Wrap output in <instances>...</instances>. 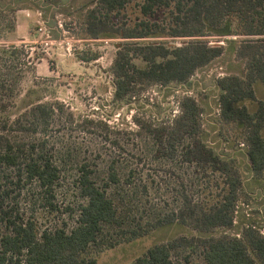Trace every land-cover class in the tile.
I'll list each match as a JSON object with an SVG mask.
<instances>
[{
  "label": "trees",
  "instance_id": "trees-1",
  "mask_svg": "<svg viewBox=\"0 0 264 264\" xmlns=\"http://www.w3.org/2000/svg\"><path fill=\"white\" fill-rule=\"evenodd\" d=\"M94 1L82 35L120 39L110 65L113 97L119 101L150 84H188L198 69L233 44L230 52L242 69L215 80L218 119L221 127L238 128L252 176L261 178L264 99L256 97L255 83L264 88V0H140L143 17L127 26L113 24L111 15L129 0ZM160 10L165 19H152ZM4 19L0 10V39L16 35L14 24ZM229 35L242 39L224 38ZM223 38L225 44L219 43ZM31 47L0 42V264H96L102 251L174 223L192 232L153 243L128 264H264V233L258 227L249 222L231 232L244 192L241 170L204 140L202 107L194 97L184 94L177 114L157 126L135 120L139 131L134 134L145 131L148 139L147 156L172 167L192 164L218 180L204 185L203 199L181 188L162 209L148 200L149 181H143L139 160L128 164L100 159L101 150L83 154L67 149L72 163L69 168L63 164V147L58 149L52 134L60 102L39 97L14 117L6 113L19 80L33 70L32 59L40 57H30ZM67 169L74 173L71 186L78 197L75 208H68L75 215L71 226L41 227L39 218L17 213L13 200L22 192L43 209L53 208V193ZM210 178L201 175L207 182ZM215 186L219 191L212 190Z\"/></svg>",
  "mask_w": 264,
  "mask_h": 264
},
{
  "label": "rangeland",
  "instance_id": "rangeland-1",
  "mask_svg": "<svg viewBox=\"0 0 264 264\" xmlns=\"http://www.w3.org/2000/svg\"><path fill=\"white\" fill-rule=\"evenodd\" d=\"M139 1L129 0L119 14L111 15L113 24L120 25L123 22L127 26L142 18ZM94 2L0 0L4 20L12 22L15 34L16 30L18 33L12 37L8 35L11 40L5 35V38L1 37L0 42L31 44L30 57L35 54L40 56L39 59H32L33 70L26 72L19 80L18 89L12 97V105L6 113L14 117L29 101L39 97L42 101L60 102L61 110L52 121V134L59 144L58 149L63 147L59 150L64 156L63 164L67 162L69 168L72 163L70 156H65L67 149L80 150L83 154L101 150L100 159L114 157L128 164L139 160L143 181H149L148 200L150 199V203L163 205L162 209H165L171 205L177 190L184 188L194 198L203 199L204 185L212 186L213 181L217 183L218 180L209 171L203 173L199 167L192 164L179 163L172 167L169 161L167 163L162 158L147 156L148 139L145 137V131H142L140 136L134 134L139 131L135 120L153 126L162 124L177 114L179 99L184 94H189L202 107L204 140L222 156L233 158L241 170L244 192L241 193L237 205L231 232L249 222L264 231V175L259 179L252 176L238 128L221 127L217 113L216 78L242 69L241 61L230 52L233 44H230L221 56L198 69L188 84H150L143 86L127 101H119L113 97L114 85L110 65L116 51V43L120 39L102 36L89 38L82 35L83 21ZM163 14L160 10L151 18L162 21L165 19ZM59 22L61 27L58 26ZM39 25L48 32L50 30V38L62 42L60 45L45 47L48 54L42 50L43 43L38 42L44 39L37 31ZM21 36L25 41H19ZM224 38H236V42L242 39L237 35ZM224 38L219 43L225 44ZM169 41L177 43L178 39L172 38ZM255 94L257 98L264 99V88L260 82L255 83ZM203 174L213 179L210 178V182H207L201 179ZM72 176L74 173L69 169L62 171L59 186L51 199L53 208L43 209L36 203V198L22 192L16 200L11 199L17 201V213L24 217L39 218L41 227L52 228L62 223L71 226L75 215L71 217L68 208L73 209L78 203L76 190L71 186ZM212 190L219 191V188L212 187ZM191 232L189 228L178 223L161 227L147 236L102 251L96 264H128L153 243ZM218 232L220 231H215ZM193 258L195 263L197 259L195 256Z\"/></svg>",
  "mask_w": 264,
  "mask_h": 264
},
{
  "label": "built area",
  "instance_id": "built-area-1",
  "mask_svg": "<svg viewBox=\"0 0 264 264\" xmlns=\"http://www.w3.org/2000/svg\"><path fill=\"white\" fill-rule=\"evenodd\" d=\"M58 26L61 27L60 22L58 23ZM37 31L40 32L43 36L44 39L42 40H38L39 43H43L44 47H42L43 52H45L46 54H48V52L45 50V47H49V46H56V45H60L62 42L59 39H53L50 38L49 32L48 30H46L42 25H39L37 27ZM63 31V30H62ZM68 44V42H66ZM260 231L262 233H264L263 230L260 229Z\"/></svg>",
  "mask_w": 264,
  "mask_h": 264
},
{
  "label": "crops",
  "instance_id": "crops-1",
  "mask_svg": "<svg viewBox=\"0 0 264 264\" xmlns=\"http://www.w3.org/2000/svg\"><path fill=\"white\" fill-rule=\"evenodd\" d=\"M47 24H48V23L46 22V25H47ZM49 32H50V30H49ZM16 34H18V33H17V30H16ZM22 37H23V36H21V39H20L19 41H25V40L22 39Z\"/></svg>",
  "mask_w": 264,
  "mask_h": 264
}]
</instances>
